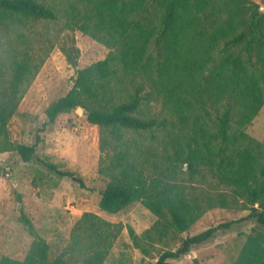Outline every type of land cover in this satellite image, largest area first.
<instances>
[{
  "label": "trees",
  "instance_id": "16d2710c",
  "mask_svg": "<svg viewBox=\"0 0 264 264\" xmlns=\"http://www.w3.org/2000/svg\"><path fill=\"white\" fill-rule=\"evenodd\" d=\"M231 1L75 0L68 12L78 13L67 20L68 28L111 51L77 73L71 90L45 110L46 124L81 107L99 127L98 173L106 180L99 208L117 214L140 202L157 217L142 234L128 229L134 247L149 255L152 244L187 232L214 208L248 211L186 237L154 264L179 259L248 220L258 229L234 264H264V144L245 132L264 103V13L253 5L244 27L232 34L225 22ZM192 3L200 13H191ZM22 18L60 16L40 0H0V24ZM31 67L29 59L16 62L14 96ZM13 98L0 102V138L15 112ZM36 146L18 145L21 159L31 161ZM214 183L227 191L210 189ZM124 228L87 211L56 258L49 259L46 243L37 241L24 256L0 251V264H104Z\"/></svg>",
  "mask_w": 264,
  "mask_h": 264
},
{
  "label": "rangeland",
  "instance_id": "374dc122",
  "mask_svg": "<svg viewBox=\"0 0 264 264\" xmlns=\"http://www.w3.org/2000/svg\"><path fill=\"white\" fill-rule=\"evenodd\" d=\"M40 1L56 8L60 18L56 21L22 18L0 24V102L13 96L16 107L0 138V251L24 256L32 243L42 241L47 245L49 259H54L68 245L76 221L89 211L125 226L104 264H154L162 251L177 250L186 237L245 217L248 211L240 208H214L187 232L152 244L149 255L134 247L128 229L142 234L157 217L140 202L117 214L99 208L106 186V180L98 173L99 127L87 121L86 111L78 109L61 113L54 123L46 124L48 106L71 90L80 70L105 59L111 49L80 29L66 26L71 16L78 15L68 13L75 0ZM255 4L264 13V0L230 2L231 11L225 22L232 27V34L244 27ZM191 13H200L193 3ZM226 29L229 30L228 26ZM222 46L220 41L219 47ZM64 50L75 57V65L67 61ZM241 55L244 56L243 51ZM27 59L31 71L14 96L15 64ZM245 132L264 144V103ZM36 142L35 157L23 161L18 145L31 146ZM45 162L70 175L58 174ZM183 176L188 178L187 174ZM210 189L227 191L215 183ZM257 229L252 220L236 223L226 233L219 232L168 264H234L247 237Z\"/></svg>",
  "mask_w": 264,
  "mask_h": 264
},
{
  "label": "water",
  "instance_id": "95a60500",
  "mask_svg": "<svg viewBox=\"0 0 264 264\" xmlns=\"http://www.w3.org/2000/svg\"><path fill=\"white\" fill-rule=\"evenodd\" d=\"M79 111L85 112V110L83 108H78Z\"/></svg>",
  "mask_w": 264,
  "mask_h": 264
}]
</instances>
